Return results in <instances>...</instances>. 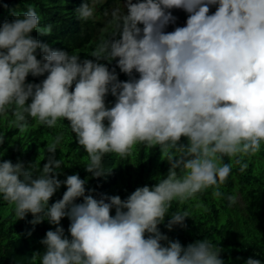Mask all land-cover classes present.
<instances>
[{
	"label": "clouds",
	"instance_id": "clouds-1",
	"mask_svg": "<svg viewBox=\"0 0 264 264\" xmlns=\"http://www.w3.org/2000/svg\"><path fill=\"white\" fill-rule=\"evenodd\" d=\"M99 3L108 0H83L76 19L94 21ZM10 14L11 20L0 22V115L11 113L20 131L29 119L49 129L67 120L94 178L111 175L106 156H129L137 144L159 148L170 165L156 184L121 198L88 189L78 173L59 178L66 166L62 132L47 141L42 166L40 158L27 165L0 159V199L18 220L31 214L33 226H55L40 240L44 250L33 253V261L225 264L223 249L212 241L185 246L159 225L168 218L169 231L186 228L191 215L170 213L173 202L183 205L210 187L222 197L220 185L232 168L244 172L242 161L264 145V0H124L123 9L104 10L112 30L102 31L92 59L33 36L53 29L42 25L34 6ZM29 75L44 79L30 83ZM109 95L115 98L111 106ZM5 140L0 134V145ZM62 186V198L50 203ZM226 199L237 202L236 195ZM64 218L70 221L67 234ZM256 257L245 264H262Z\"/></svg>",
	"mask_w": 264,
	"mask_h": 264
},
{
	"label": "trees",
	"instance_id": "trees-1",
	"mask_svg": "<svg viewBox=\"0 0 264 264\" xmlns=\"http://www.w3.org/2000/svg\"><path fill=\"white\" fill-rule=\"evenodd\" d=\"M113 1L95 5L94 21L81 23L76 19L75 9L83 0H0V22L13 18L11 9L26 10L28 5H32L40 14L42 25L51 24L53 28L50 35L33 32V36L54 49L79 55L81 59H92L89 55L102 31L107 33L112 30L104 16V10L113 8ZM4 4L8 7L5 8ZM183 25L181 23L178 26ZM105 26L108 28L102 30ZM173 28L174 26L170 25L167 30L171 31ZM117 72L121 80L128 78L120 73L118 68ZM42 79L44 77L29 75L27 81L39 83ZM114 100L115 98L109 95L106 103L111 106ZM68 124L67 120H60L55 128L49 129L38 121L29 119L28 126L20 131L16 128L11 113L0 115V134L6 137L5 142L0 145V159L15 163L19 158L27 165L40 158L42 166L47 162L46 157L49 155L45 153L43 160L47 141L62 132L64 139L59 148L63 152L66 166L62 167L63 174L59 177L61 180H64L66 175L78 173L82 179L88 180V189L95 188L97 193L127 198L137 187L154 185L158 182L157 177H166L170 165L161 159L159 148L149 149L140 144L134 145L129 156H106L103 163L112 169L111 175L92 177L84 168L88 159L87 153L79 148ZM61 156V151L57 150V159ZM224 162L229 163V158L224 157ZM242 163L248 165L247 169L241 172L238 165L234 166L227 181L220 185L219 190L224 194L222 197H214V188L210 187L197 193L183 205L173 202L170 213L178 209L190 213L186 228L176 226L169 231L165 226L168 220L166 218L164 224L159 225L160 230L171 239H179L185 246L202 239L212 241L215 247L223 249L221 258L225 264H245L247 258L254 254L264 264V145L260 152L251 158H245ZM65 190L62 186L50 203L62 198ZM228 195H236L237 202L230 205L226 199ZM32 219L29 214L25 219L18 220L13 207L0 199V264H37L32 255L44 250L40 240L48 230H54L55 226L47 221L33 226L29 223ZM69 223L67 218L61 221L66 234Z\"/></svg>",
	"mask_w": 264,
	"mask_h": 264
},
{
	"label": "rangeland",
	"instance_id": "rangeland-1",
	"mask_svg": "<svg viewBox=\"0 0 264 264\" xmlns=\"http://www.w3.org/2000/svg\"><path fill=\"white\" fill-rule=\"evenodd\" d=\"M113 5H115L114 7L119 6L121 9H123L124 7V0H114L113 1ZM108 28V26H105L102 30H106Z\"/></svg>",
	"mask_w": 264,
	"mask_h": 264
},
{
	"label": "bare ground",
	"instance_id": "bare-ground-1",
	"mask_svg": "<svg viewBox=\"0 0 264 264\" xmlns=\"http://www.w3.org/2000/svg\"><path fill=\"white\" fill-rule=\"evenodd\" d=\"M104 18V17H103ZM102 24V23H101ZM99 26V25H98ZM104 26V25H103ZM96 40V39H95ZM97 41V40H96Z\"/></svg>",
	"mask_w": 264,
	"mask_h": 264
}]
</instances>
